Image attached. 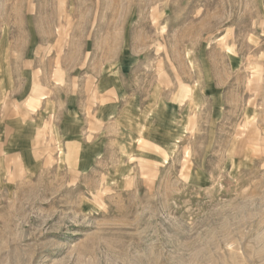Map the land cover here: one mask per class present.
Wrapping results in <instances>:
<instances>
[{"label": "rangeland", "instance_id": "1", "mask_svg": "<svg viewBox=\"0 0 264 264\" xmlns=\"http://www.w3.org/2000/svg\"><path fill=\"white\" fill-rule=\"evenodd\" d=\"M0 264H264V0H0Z\"/></svg>", "mask_w": 264, "mask_h": 264}]
</instances>
